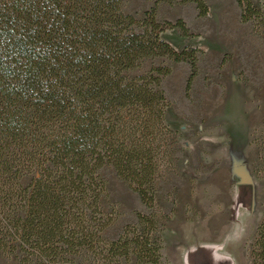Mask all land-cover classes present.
Wrapping results in <instances>:
<instances>
[{
    "label": "trees",
    "instance_id": "16d2710c",
    "mask_svg": "<svg viewBox=\"0 0 264 264\" xmlns=\"http://www.w3.org/2000/svg\"><path fill=\"white\" fill-rule=\"evenodd\" d=\"M240 20L264 31V12L236 0ZM154 0L142 17L123 0H0V252L19 264H168L161 232L169 217L157 203L160 182L176 171L181 133L165 118L171 105L162 82L186 62V89L202 48L175 47L161 34L186 21L157 18ZM264 164V134L257 140ZM112 167L144 207L115 238L118 216L105 206L101 170ZM264 170V166H263ZM31 176L24 184L22 179ZM264 264V212L250 246Z\"/></svg>",
    "mask_w": 264,
    "mask_h": 264
},
{
    "label": "rangeland",
    "instance_id": "374dc122",
    "mask_svg": "<svg viewBox=\"0 0 264 264\" xmlns=\"http://www.w3.org/2000/svg\"><path fill=\"white\" fill-rule=\"evenodd\" d=\"M124 11L142 17L154 0H123ZM198 16L194 3L161 4L159 20L183 18L193 36L178 29L161 36L175 47L202 48L198 74L186 89L189 65L155 58L143 68L166 63L162 85L171 105L167 123L181 133L176 171L160 182L157 203L169 214L161 232L168 264H251L250 246L264 212V170L258 139L264 134V31L240 20L236 0H205ZM264 12V0H252ZM109 192L105 206L118 211L105 232L115 238L135 222L144 207L138 194L115 170H101ZM31 176L22 181L27 184ZM0 264H19L0 252ZM130 264H140L133 256Z\"/></svg>",
    "mask_w": 264,
    "mask_h": 264
}]
</instances>
